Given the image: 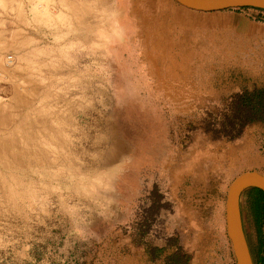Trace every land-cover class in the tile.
Instances as JSON below:
<instances>
[{
    "label": "rangeland",
    "instance_id": "1",
    "mask_svg": "<svg viewBox=\"0 0 264 264\" xmlns=\"http://www.w3.org/2000/svg\"><path fill=\"white\" fill-rule=\"evenodd\" d=\"M102 2L0 0V264H235L226 192L264 174V132L239 167L227 149L259 124L233 107L264 88V12ZM154 183L176 234L151 263L129 221ZM241 209L255 245L246 194Z\"/></svg>",
    "mask_w": 264,
    "mask_h": 264
},
{
    "label": "trees",
    "instance_id": "2",
    "mask_svg": "<svg viewBox=\"0 0 264 264\" xmlns=\"http://www.w3.org/2000/svg\"><path fill=\"white\" fill-rule=\"evenodd\" d=\"M234 100V125L237 123L242 124L243 127L255 123L264 125V88L244 92L237 95ZM144 114L147 115V112L145 111ZM149 116L152 121H158L163 117L156 114ZM241 118H244L243 123H241ZM227 124L230 123L227 122ZM240 133L227 139L235 140ZM246 196L256 236L255 245L248 240L253 262L264 264V193L258 189H251L246 192ZM131 210L129 225L137 235L138 244L145 248L147 260L151 263L161 261L175 242L173 239L176 234L174 200L163 186L154 183L149 190L145 191V194H142L137 200L136 207Z\"/></svg>",
    "mask_w": 264,
    "mask_h": 264
},
{
    "label": "water",
    "instance_id": "3",
    "mask_svg": "<svg viewBox=\"0 0 264 264\" xmlns=\"http://www.w3.org/2000/svg\"><path fill=\"white\" fill-rule=\"evenodd\" d=\"M178 7L195 13L211 14L244 8L264 12V0H170ZM251 189L264 193V174L246 171L236 176L228 186L225 197V230L235 264H254L244 231L241 202Z\"/></svg>",
    "mask_w": 264,
    "mask_h": 264
},
{
    "label": "crops",
    "instance_id": "4",
    "mask_svg": "<svg viewBox=\"0 0 264 264\" xmlns=\"http://www.w3.org/2000/svg\"><path fill=\"white\" fill-rule=\"evenodd\" d=\"M99 3V9H101V5L104 4V2H98ZM227 12V11H224ZM229 12V11H228ZM220 13V12H219ZM213 14V13H211ZM264 36L262 37V40L259 39V44L261 45V48H264ZM258 65L261 67L259 70H256L254 72V77L256 78V85L262 86L264 85V58H258ZM263 128V129H262ZM261 130L264 132V126L260 124H256L250 128V130L246 131V135L244 138H241L240 141H238L237 144L228 146L227 149V158L229 160L230 164H233V167H239L242 162H245V160L249 159L250 154L247 153V148L250 146V139L254 137V131ZM124 259H130L128 256Z\"/></svg>",
    "mask_w": 264,
    "mask_h": 264
},
{
    "label": "bare ground",
    "instance_id": "5",
    "mask_svg": "<svg viewBox=\"0 0 264 264\" xmlns=\"http://www.w3.org/2000/svg\"><path fill=\"white\" fill-rule=\"evenodd\" d=\"M102 2V0H98V2ZM106 1V0H105ZM109 2V1H108ZM97 3V2H96ZM99 8V7H98ZM141 20V19H140ZM141 22V21H140ZM142 23V22H141ZM147 36V35H146ZM154 58V57H153ZM153 61H155V60H153ZM156 66V65H155ZM151 71H153V70H151ZM163 109V108H162ZM0 120H3L2 118H0ZM49 143V142H48ZM51 145V144H50ZM0 147H3L4 148V144H2L1 143V145H0ZM7 150H4V152H1V153H4L5 154V152H6ZM16 155H18L19 156V153H16ZM20 161V160H19Z\"/></svg>",
    "mask_w": 264,
    "mask_h": 264
}]
</instances>
